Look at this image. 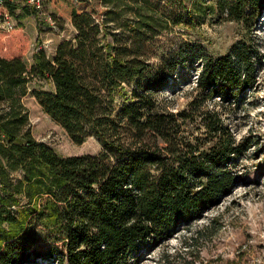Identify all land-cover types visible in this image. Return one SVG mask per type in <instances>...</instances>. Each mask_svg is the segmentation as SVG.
Segmentation results:
<instances>
[{
    "label": "trees",
    "instance_id": "16d2710c",
    "mask_svg": "<svg viewBox=\"0 0 264 264\" xmlns=\"http://www.w3.org/2000/svg\"><path fill=\"white\" fill-rule=\"evenodd\" d=\"M48 1L75 30L51 58L39 49L28 63L0 29V264H138L243 182L254 141L231 119L262 54L250 35L219 55L182 39L160 52V35L195 22L159 0ZM215 4L249 27L264 0ZM193 74L184 106L158 99ZM34 79L51 85L30 91L42 110L97 152L62 156L31 134L22 98Z\"/></svg>",
    "mask_w": 264,
    "mask_h": 264
},
{
    "label": "rangeland",
    "instance_id": "374dc122",
    "mask_svg": "<svg viewBox=\"0 0 264 264\" xmlns=\"http://www.w3.org/2000/svg\"><path fill=\"white\" fill-rule=\"evenodd\" d=\"M171 12L192 15L195 24L175 26L171 32L158 37L162 42L195 41L213 55L225 53L232 44L250 35L262 54V66L257 75L256 88L249 93V103L237 110L231 119L237 139L249 137L254 142L240 162L244 180L216 206L202 217L178 230L171 238L147 254L138 264H264V6L252 26L246 27L220 14L216 0H159ZM15 30L2 33L6 40L18 39L24 47V58L32 63L33 53L39 49L51 58L56 46L73 37L75 30L68 18L51 23L50 13L60 16V11L45 0L41 13L33 14L22 5L17 7ZM52 20V18H51ZM189 84H183L176 95L169 92L157 94L159 100L171 99L169 106L185 104L183 91L194 85L195 76L188 75ZM50 90L45 80L30 82L22 102L28 110L31 134L47 143L62 156L95 153L100 144L95 137L75 143L65 130L55 123L41 108L31 89ZM21 172L14 173L20 176Z\"/></svg>",
    "mask_w": 264,
    "mask_h": 264
},
{
    "label": "built area",
    "instance_id": "2783aa9c",
    "mask_svg": "<svg viewBox=\"0 0 264 264\" xmlns=\"http://www.w3.org/2000/svg\"><path fill=\"white\" fill-rule=\"evenodd\" d=\"M45 0H0V29L5 31H12L16 29V15L17 7L32 9L36 15L41 13L44 7ZM53 24V20L48 17Z\"/></svg>",
    "mask_w": 264,
    "mask_h": 264
}]
</instances>
